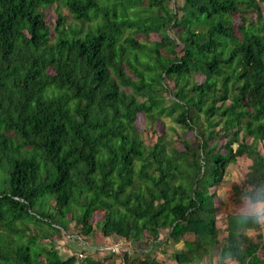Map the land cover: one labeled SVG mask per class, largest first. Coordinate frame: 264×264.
Returning a JSON list of instances; mask_svg holds the SVG:
<instances>
[{"label": "trees", "instance_id": "1", "mask_svg": "<svg viewBox=\"0 0 264 264\" xmlns=\"http://www.w3.org/2000/svg\"><path fill=\"white\" fill-rule=\"evenodd\" d=\"M139 115L167 118L171 134L146 143ZM241 157L250 164L232 200L254 204L259 0H0V264H200L213 251L216 264H264L250 215L227 214L219 239L215 190ZM51 233L82 252L61 256ZM96 234L124 243L122 257L95 256ZM161 238L183 248L157 258L148 250Z\"/></svg>", "mask_w": 264, "mask_h": 264}, {"label": "rangeland", "instance_id": "2", "mask_svg": "<svg viewBox=\"0 0 264 264\" xmlns=\"http://www.w3.org/2000/svg\"><path fill=\"white\" fill-rule=\"evenodd\" d=\"M53 7H47L43 9V13L45 14V21L46 23L51 27H53L55 19H56V13L54 11ZM259 7L262 10V13L264 14V0L260 1L259 0ZM60 12L63 14L65 17H69V14L66 9L63 7H60ZM255 16L251 15L250 19H254ZM237 19V18H236ZM235 19V20H236ZM72 21V20H71ZM69 19V24L72 22ZM153 39L156 38L155 36L152 37ZM202 78H199L198 81H201ZM164 122L166 125L162 127L160 123H156L151 125L148 121H145V119L139 115L137 117L136 121V127L138 130V133L142 136L144 141L147 143L148 141L153 142L155 137H156V132H163V130L167 134H171V131L167 129L169 125H173L167 118L164 119ZM177 132L180 134L181 131L177 128ZM185 138L192 139V134L191 133H186L184 135ZM224 143V140H221L219 142ZM250 164V161L246 159L245 157L238 158L236 163L232 164L229 167L228 173L226 174V177L224 181L217 187L215 190L217 193V199L215 200V204L218 208L216 219H217V228L219 231V239L222 240V238L225 236V222H226V215L229 213H234V214H244V215H250V206L253 205L252 203L249 202L248 199H243L240 204H236L232 200V185L233 184H239L244 178L245 174L248 170V166ZM100 219V215L96 214L94 219L92 220L93 223L95 221L97 222ZM71 227H73L71 225ZM96 227V224H95ZM259 232L262 234L263 239H264V224H260V229ZM253 230L248 231V234L251 237H254L257 233ZM165 233V232H164ZM53 239L57 242V249L60 252L61 256L65 257L66 255L69 254L70 250L76 252L77 254L82 252L83 249V243L79 242H72L68 241L66 242L65 240L68 238L64 237V239L58 238L59 236L55 233H51ZM162 240L158 242V249H155L154 247L151 248V250H148V252H152L153 255H155L157 258H161L162 255L160 254L162 251H166V255H170L171 252H174L176 250H179L183 248V242L180 241L179 243H173L170 240H165V238H161ZM186 239H190V236L187 235ZM91 245V244H90ZM94 247H104V251L98 252V254H95V256L99 258H104L105 251L107 249H115L117 253L114 252V254L118 255L119 257L123 255L124 250H125V245L124 243H121L120 240H113V239H107V240H102L98 234H96L93 242ZM132 255V254H131ZM109 260H105V264L108 263ZM217 262V252L213 251L209 256L203 257L202 261L200 264H216ZM226 264H235L234 262L231 261H226Z\"/></svg>", "mask_w": 264, "mask_h": 264}, {"label": "clouds", "instance_id": "3", "mask_svg": "<svg viewBox=\"0 0 264 264\" xmlns=\"http://www.w3.org/2000/svg\"><path fill=\"white\" fill-rule=\"evenodd\" d=\"M250 218L256 224H264V198H257L256 202L250 206ZM231 260V255L226 257Z\"/></svg>", "mask_w": 264, "mask_h": 264}, {"label": "built area", "instance_id": "4", "mask_svg": "<svg viewBox=\"0 0 264 264\" xmlns=\"http://www.w3.org/2000/svg\"><path fill=\"white\" fill-rule=\"evenodd\" d=\"M107 250H110L111 252H115V253H117V251L119 250H117V251H115V249H107ZM119 252V251H118Z\"/></svg>", "mask_w": 264, "mask_h": 264}]
</instances>
